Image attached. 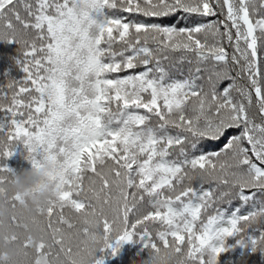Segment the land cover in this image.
<instances>
[{
    "label": "snow or ice",
    "instance_id": "snow-or-ice-1",
    "mask_svg": "<svg viewBox=\"0 0 264 264\" xmlns=\"http://www.w3.org/2000/svg\"><path fill=\"white\" fill-rule=\"evenodd\" d=\"M0 42V189L20 146L55 169L0 264H264V0H0Z\"/></svg>",
    "mask_w": 264,
    "mask_h": 264
},
{
    "label": "clouds",
    "instance_id": "clouds-1",
    "mask_svg": "<svg viewBox=\"0 0 264 264\" xmlns=\"http://www.w3.org/2000/svg\"><path fill=\"white\" fill-rule=\"evenodd\" d=\"M55 174L54 166L51 162H38L37 167H30L17 173L3 189H0V226H2L6 209L4 205L3 192L6 190L9 194H19L23 204V210L30 212L37 205L42 204L50 192L54 190ZM12 251L9 247L0 242V256H11ZM172 255L168 250H160L155 253L156 264H163L167 258Z\"/></svg>",
    "mask_w": 264,
    "mask_h": 264
},
{
    "label": "trees",
    "instance_id": "trees-1",
    "mask_svg": "<svg viewBox=\"0 0 264 264\" xmlns=\"http://www.w3.org/2000/svg\"><path fill=\"white\" fill-rule=\"evenodd\" d=\"M18 55L19 53L15 45L0 42V84L6 83L4 76L5 72H9L10 75L17 80L22 78V71L12 62L13 58L18 57ZM23 153V146H20L13 157L9 158L7 161L8 166L17 173L31 167L30 162L24 158ZM238 251L239 249H237V252ZM94 258H102L104 264H145V261L148 260V251L134 243H122L115 256L111 254L110 249H106L104 252L97 251L94 253ZM253 259L255 264H261L259 253L253 254Z\"/></svg>",
    "mask_w": 264,
    "mask_h": 264
}]
</instances>
